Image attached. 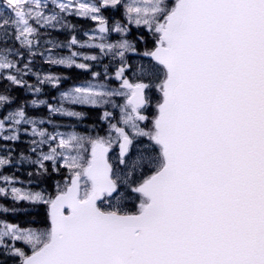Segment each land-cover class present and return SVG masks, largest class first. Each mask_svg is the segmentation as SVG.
<instances>
[{
	"label": "snow or ice",
	"instance_id": "6c2138e0",
	"mask_svg": "<svg viewBox=\"0 0 264 264\" xmlns=\"http://www.w3.org/2000/svg\"><path fill=\"white\" fill-rule=\"evenodd\" d=\"M0 264H264V0H0Z\"/></svg>",
	"mask_w": 264,
	"mask_h": 264
}]
</instances>
